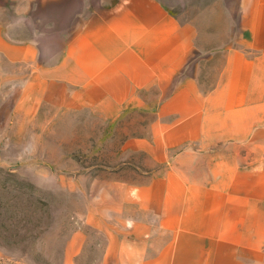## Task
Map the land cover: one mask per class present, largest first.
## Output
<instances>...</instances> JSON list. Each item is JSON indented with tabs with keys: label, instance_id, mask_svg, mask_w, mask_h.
<instances>
[{
	"label": "crops",
	"instance_id": "obj_1",
	"mask_svg": "<svg viewBox=\"0 0 264 264\" xmlns=\"http://www.w3.org/2000/svg\"><path fill=\"white\" fill-rule=\"evenodd\" d=\"M183 1L0 0V133L129 116L65 264H264V0Z\"/></svg>",
	"mask_w": 264,
	"mask_h": 264
},
{
	"label": "rangeland",
	"instance_id": "obj_2",
	"mask_svg": "<svg viewBox=\"0 0 264 264\" xmlns=\"http://www.w3.org/2000/svg\"><path fill=\"white\" fill-rule=\"evenodd\" d=\"M193 1V12H201L211 0ZM183 2L171 10L188 16L189 0ZM213 2L215 13L237 14L238 0ZM134 119L140 131L141 116ZM126 135L129 116L109 125L82 114L61 119L54 132L0 133L3 264H65L69 241L95 202L100 205L102 189L111 185L119 158L115 145ZM85 230L89 239L74 264H104L105 236L93 227Z\"/></svg>",
	"mask_w": 264,
	"mask_h": 264
}]
</instances>
